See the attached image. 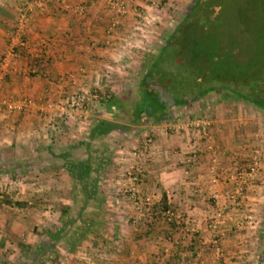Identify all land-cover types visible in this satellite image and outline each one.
Masks as SVG:
<instances>
[{"label": "crops", "instance_id": "obj_1", "mask_svg": "<svg viewBox=\"0 0 264 264\" xmlns=\"http://www.w3.org/2000/svg\"><path fill=\"white\" fill-rule=\"evenodd\" d=\"M115 1L125 4V15H115L104 0L33 1L21 32L16 29L18 6L0 4L9 16H0V99L28 102L22 112L0 115V193L4 191L10 203L41 202L35 204L38 214L2 203L0 264L17 261L21 242L36 243L34 232L39 229L34 222L39 215L51 229L58 222V207L70 204L68 174L41 158L51 149L82 139L97 115L107 119L97 100L89 99L82 110H69L72 96L89 97L95 90L121 95L125 83L130 87L133 82L142 57L152 52L169 26L163 28L165 11H153L150 0ZM138 25L146 27L144 34L136 31ZM209 95L187 107L208 112L203 115L211 121L209 142L178 132L180 114L158 125L145 123L124 135L127 148L139 152L137 158L115 151L117 157L101 186L109 195L108 205L112 204L108 216L116 221L108 223L106 232L114 241L115 253L91 264H258L264 228V111L255 108L251 113L242 102L218 97L215 103ZM209 100L214 101L212 107L204 109ZM48 103L54 104L53 110L47 109ZM145 135L153 140L140 155ZM254 146L261 152L258 179L243 184L233 201L237 187L233 174L246 167ZM192 149L197 150L196 161L181 165ZM132 164L141 175L140 195L154 205L164 201L183 219L182 224L169 226L158 220L150 229L143 228L126 193ZM14 182L18 190L11 186ZM87 244L101 248L87 241L81 246Z\"/></svg>", "mask_w": 264, "mask_h": 264}, {"label": "trees", "instance_id": "obj_2", "mask_svg": "<svg viewBox=\"0 0 264 264\" xmlns=\"http://www.w3.org/2000/svg\"><path fill=\"white\" fill-rule=\"evenodd\" d=\"M0 16L9 17L1 7ZM161 41L142 57L130 94L97 91V102L107 119L97 115L82 139L51 149L41 158L68 174L72 181L70 204L59 206L57 225L34 232L38 243L21 246L17 261L9 264L56 262L59 249L70 254L107 227L101 185L112 162L111 145L130 130L171 120L176 111L209 94L264 111V0H193ZM182 78L188 81L187 89L181 83L177 88L173 84ZM2 203L17 209L27 207L6 199ZM168 209L164 201L155 204L151 215L141 217L143 228L150 229L158 220L171 226L174 222H166L162 216ZM262 224L264 227V221ZM259 238L258 264H264V228Z\"/></svg>", "mask_w": 264, "mask_h": 264}, {"label": "built area", "instance_id": "obj_3", "mask_svg": "<svg viewBox=\"0 0 264 264\" xmlns=\"http://www.w3.org/2000/svg\"><path fill=\"white\" fill-rule=\"evenodd\" d=\"M164 0H156L152 1L150 4V7L153 11L158 13L160 11V2H163ZM104 2L108 5L110 11L114 12L117 16H123L127 13L125 4L121 1H115V0H104ZM27 25V19H26V12L20 11L17 18L16 23V29L18 32H21L25 29ZM136 31L139 33V35L144 34L143 32L146 31V27L143 25H138ZM97 91H92L90 93L89 97L84 96L83 94H74L70 100V103L67 104V108L71 111L76 110H82L86 106V102L90 100H97ZM28 102L26 100L21 101H11L6 99H0V115L3 116L5 114H13L16 112H22L25 108ZM48 110L54 109V104L48 103L47 104ZM63 110V108H62ZM211 126V123L208 119L204 118H194V119H188L184 122L178 123L175 126V129L178 132H185V135L188 137H192L195 140L201 141L203 143L210 141V135H209V127ZM152 140L148 136H146L145 142L142 145L143 151L140 152V155H145L146 151L148 150V147L151 145ZM139 152L137 150H131L128 152V156L132 159L137 158ZM260 157L261 152L260 148L257 146H254L250 150V156L248 158L246 167L243 170H237L233 174L234 180H236V191L234 195L232 196V200L235 201L239 194L243 190V184H246L247 182H256L258 179V174L260 171ZM197 156V150L192 149L189 153H186V155L182 158L180 164L188 167L191 164H193ZM185 174H187V169L184 171ZM127 177L129 181L128 188L126 189V193L128 198L132 201L133 209L138 214L139 218L143 216H149L153 212V206L154 202L148 197H142L139 192V188L141 186V175L138 171L136 165H131L127 171ZM12 185L15 186V190H18V182H14ZM4 195L0 193V204L4 200ZM31 205V203L29 204ZM164 220L166 222H174L177 225L182 224L183 220L179 219L175 213L168 209L167 211L163 212L162 214ZM183 237H188V232L183 234ZM180 243L179 240L176 241V244L178 245ZM215 245V242L213 243ZM216 252L220 254V250L216 247Z\"/></svg>", "mask_w": 264, "mask_h": 264}, {"label": "rangeland", "instance_id": "obj_4", "mask_svg": "<svg viewBox=\"0 0 264 264\" xmlns=\"http://www.w3.org/2000/svg\"><path fill=\"white\" fill-rule=\"evenodd\" d=\"M32 1V2H31ZM36 2V4H38V3H44L43 2V0H0V4L1 5H3L4 6V4H5V6H7V4L6 3H13L14 4V6L16 7V6H18L17 8H19V10L17 9L16 11H17V16H18V14H19V12L20 11H25L26 12V19H27V21H28V12H31L30 10H31V8H32V6H33V4L32 3H34V2ZM152 1H156V0H150V3L152 2ZM168 2L166 3V5H164V4H162V2H160V4H161V6L163 7L162 8V10H164L165 11V15L166 16H164V19L165 20H167L165 23H163L162 24V26H163V28L164 27H166L167 26V24H169V26H167L166 27V30L165 31H167V30H173L174 28H175V26L178 24V22L182 19V17L188 12V10H189V7L191 6V4H192V2H193V0H167ZM26 2H27V4H26ZM28 2L30 3V5L28 4ZM13 6V7H14ZM20 6V7H19ZM13 7H11V8H13ZM14 7V8H15ZM27 7V8H26ZM30 16V15H29ZM18 18V17H17ZM17 21V20H16ZM27 26V25H26ZM161 26V27H162ZM26 28V27H25ZM162 30H164V29H161L160 30V32H162ZM165 31H163L162 33H161V35H160V41H159V43H157L156 45L157 46H160L161 45V40H162V37H163V34H164V32ZM222 39L223 40H226V38H224V37H222ZM183 57L185 58V61H187L188 60V55L187 54H184L183 55ZM178 66H176V68H177ZM140 70V69H139ZM137 74H139V71L138 72H136V74H135V76L137 75ZM134 78H136V77H134ZM186 82H188V81H186L185 80V78H182L180 81H179V83L178 82H175V83H173L174 85H175V87L177 88V84H178V86H179V84L181 83L182 84V86L181 87H186V89L188 88V83L186 84ZM132 83V82H131ZM131 85V84H130ZM123 86H124V84H123ZM179 88V87H178ZM131 93V90H130V88L129 87H127V83H125V86H124V88H123V90L122 91H120L119 92V94H121V95H128V94H130ZM212 98L213 97V99H214V101H215V103H216V100L217 99H215V98H221L220 97V94L219 95H216V94H212V95H209L208 96V98ZM214 101L212 102V101H208L207 103H204V109H206L207 107H212L211 105H213L212 103H214ZM205 104H208V106L207 105H205ZM242 105L244 106V108L245 109H247L248 110V108H250L251 109V113H253L254 111V109L256 108V107H254V106H252V105H250V104H247V103H243L242 102ZM247 107V108H246ZM193 108V107H192ZM255 110H258V112H261L260 111V109L259 108H256ZM200 111H201V114H200ZM212 111V110H211ZM210 111V112H211ZM191 112V113H190ZM203 113L205 114V115H207L208 114V112H203V110H201V107H198L197 108V106L195 107V105H194V108H193V112L192 111H188V108L186 107L185 109H182V110H178V111H176L174 114L175 115H181V119H180V121H179V123L180 122H182L183 120H188V119H190L189 117H191L190 115H192V117L193 118H197V117H200V118H204V120L205 119H208V116H205V115H203ZM205 116V117H204ZM209 120V119H208ZM209 122L211 123V121L209 120ZM124 138H125V136L123 135V136H121V137H119L118 139H116V142L115 143H113L112 145H111V151H110V153H111V158L113 159V157H117V155H115L114 153H115V151H118V150H121V152H122V150H123V152L122 153H125L127 156H128V152H130L131 150H130V148H127V145H125L126 143H124L125 141H124ZM145 139H146V135H145V137H144ZM120 147V148H119ZM119 148V149H118ZM127 150H130V151H128L127 152ZM134 150V149H133ZM135 150H136V148H135ZM245 168V167H244ZM102 185H103V183H102ZM101 185V186H102ZM13 188H15V186L14 185H11ZM18 188H20V186H18ZM37 188H39L38 187V185L37 186H34L33 187V189H37ZM102 190L104 191V205H103V217H104V219H105V222H106V224H107V227L106 228H104L103 230H101L100 232H98V233H95L94 235H92V236H90V237H88L85 241H87V242H95L96 244H101L100 246H101V248H95L94 246H92V245H84V247H82L81 245V247L79 246L74 252H72V253H70V254H68V253H66L64 250H62V249H59V259L56 261V262H53V261H51V260H48V261H42V263L41 264H91V262L93 261V260H97V259H99V258H107V257H110V254H109V252L110 253H115V251L114 250H112L111 248H112V243L114 242L112 239H111V237L110 236H108L107 234H109V233H106L107 232V228L109 227V225H108V223L109 224H112V223H114V222H116V221H114V220H112L111 221V218H110V216H108L110 213H111V211H109V207L110 208H112V204L110 203L109 205H108V203H109V195L107 194V196H106V194H105V189H103L102 188ZM2 193H4V191H2ZM4 198H6V196L4 195ZM69 199L71 200V193H70V195H69ZM131 201V200H130ZM32 204V205H29V204ZM38 202H35V201H28L26 204H27V211H28V213L30 214L31 212H33V213H35V214H38L39 213V210L37 211V207L35 206V204H37ZM39 203H41V202H39ZM39 203H38V205H39ZM43 204H49V203H44L43 202ZM1 205H2V203L0 204V207H1ZM61 206V205H60ZM131 206H132V208H133V204H132V201H131ZM35 207V208H34ZM46 210V209H45ZM44 210V211H45ZM54 210H56V208H54ZM114 209H112V211H113ZM50 211L51 212H53V208H51L50 209ZM49 211V212H50ZM49 213V216H53L54 214L53 213ZM13 214H16V213H13ZM17 215V214H16ZM22 219V218H21ZM180 220L182 219V218H179ZM183 220V219H182ZM35 224H38L37 226V228L39 229V231H36L37 233H40V232H43L44 230H48L49 228H46V223H45V219H44V217H41L40 215H39V218H37V221H35L34 222ZM43 225H45V227H42ZM52 228H54V227H51V229ZM37 238H36V243H34V245L33 246H27L26 244H24L23 242H21L20 243V245L22 246V247H34L37 243H38V241H39V237L38 236H36ZM91 244V243H90ZM20 245H18L17 247H18V250H20L21 249V246ZM20 252H21V250H20ZM20 254V253H19ZM109 254V255H108ZM18 259V258H17ZM16 259V260H17ZM13 261H14V259H13ZM86 262V263H85ZM88 262V263H87ZM9 264V263H11V262H8V261H2L1 260V264ZM151 264V263H150Z\"/></svg>", "mask_w": 264, "mask_h": 264}]
</instances>
